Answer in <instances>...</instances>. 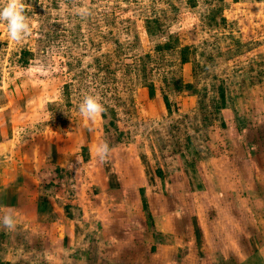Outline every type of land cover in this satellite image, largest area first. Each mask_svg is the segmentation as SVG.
<instances>
[{"label": "rangeland", "instance_id": "rangeland-1", "mask_svg": "<svg viewBox=\"0 0 264 264\" xmlns=\"http://www.w3.org/2000/svg\"><path fill=\"white\" fill-rule=\"evenodd\" d=\"M24 3L31 35L0 22L26 171L0 264H264V0Z\"/></svg>", "mask_w": 264, "mask_h": 264}, {"label": "clouds", "instance_id": "clouds-1", "mask_svg": "<svg viewBox=\"0 0 264 264\" xmlns=\"http://www.w3.org/2000/svg\"><path fill=\"white\" fill-rule=\"evenodd\" d=\"M0 22H6L9 38L13 41L21 42L31 35L32 27L29 18L25 15L24 0H6L4 6L0 7ZM79 110L84 118L95 121L105 109L99 95H87L80 104ZM96 153L101 160H105L110 154L108 144L97 146ZM2 224L9 230H14L16 227L11 213L3 216Z\"/></svg>", "mask_w": 264, "mask_h": 264}, {"label": "crops", "instance_id": "crops-1", "mask_svg": "<svg viewBox=\"0 0 264 264\" xmlns=\"http://www.w3.org/2000/svg\"><path fill=\"white\" fill-rule=\"evenodd\" d=\"M0 117H1V115H0ZM8 123H9V121L0 118V128H2V127L6 128ZM4 131H0V134H3V137L0 138V163L3 165L7 164V166L6 167H3V165L1 166L3 171H1L2 177H1V184H0V192L12 190L13 184L14 185L17 184L16 183L17 181L23 182V177L26 175V171L24 169L25 168L24 164L19 162V161H22V159L24 158V155L17 154V152L20 151L21 148H23L22 143L15 141V138H16L15 134L13 137H11L8 134L7 138H5V136L8 132L4 133ZM33 140L35 141L36 138H34ZM31 141L32 140H30V142ZM27 142H29V141H27ZM49 143H50V141H47V144H49ZM50 145L51 144H49V148H50ZM51 148H52V150H54V148H55L56 154L57 155L59 154L58 149H56V146L54 148L53 147H51ZM18 184H20V183H18ZM14 187H16V186H14ZM23 188H24V186H19V187H17V190H21Z\"/></svg>", "mask_w": 264, "mask_h": 264}, {"label": "trees", "instance_id": "trees-1", "mask_svg": "<svg viewBox=\"0 0 264 264\" xmlns=\"http://www.w3.org/2000/svg\"><path fill=\"white\" fill-rule=\"evenodd\" d=\"M23 53H26V52H23ZM25 62H27V61H25ZM150 94H151V95H154V89H153V88H151V92H150ZM165 103H166V106L169 105L168 102H165ZM144 201H145V202H144V209L147 210V202H146V200H144ZM148 218H149V220L151 221L152 217H151L150 213H148Z\"/></svg>", "mask_w": 264, "mask_h": 264}]
</instances>
